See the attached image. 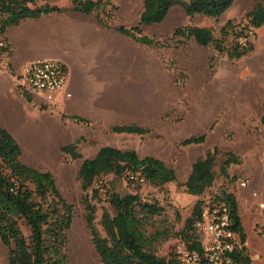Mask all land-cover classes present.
<instances>
[{"label": "rangeland", "instance_id": "374dc122", "mask_svg": "<svg viewBox=\"0 0 264 264\" xmlns=\"http://www.w3.org/2000/svg\"><path fill=\"white\" fill-rule=\"evenodd\" d=\"M103 1H107L108 6L91 13L95 19L105 21L113 30L136 25L142 0ZM49 2L60 4L61 0ZM259 2L261 0H234L215 19L193 16L188 20L180 9L172 8L160 24L140 28V35L165 43L164 47L145 46L130 40L129 125L146 128V134H113L109 129L120 125L96 127L84 120L80 122L85 124L87 132L73 143L81 159L91 158L102 146L134 151L139 159L152 157L172 169L175 175L172 182L158 187L147 183L137 186L125 182L123 175L108 174L94 178L90 187L81 193L75 178L81 159H70L59 152L60 147L50 152L45 165L34 159L32 168L48 171L59 194L72 206L63 250L67 264H99L83 221L80 199L85 195L92 205L93 226L102 235L100 215L103 211L112 215L107 203L109 192L119 196L135 194L141 202L156 206L157 215L144 230L156 233L152 247L159 257L172 256L176 243L183 241L180 233L196 202L209 203L218 200L222 192L231 193L237 200L243 227L244 253L251 264H264V246L259 234L264 211L257 206L258 201L264 204V24L257 29H243L246 13ZM227 22L235 27L237 34L242 30L238 41L243 42L242 36L246 34L245 40L251 45V51L238 59H227L211 46L198 47L191 39L171 38L173 29L192 25L209 28L214 38L223 41L219 29ZM227 41H231V37L223 43ZM61 65L67 78L66 68ZM18 72H14L12 78L16 90L23 95L15 78ZM124 90L128 94L127 85ZM28 103L39 111L49 112L53 108L52 103L47 105L39 94L30 96ZM67 118L62 115V121ZM72 123L78 125V121ZM201 134L204 135L201 143L180 145L184 139ZM212 148L217 151L212 166L214 180L200 195H191L184 188L190 166ZM226 153L231 154L237 164H230L226 169L227 177L223 178L218 169ZM237 179L245 181L246 186L239 188ZM96 181L105 187L104 193L93 188ZM253 192L255 198L251 196ZM191 233L199 239V233ZM5 261L6 252L0 244V264Z\"/></svg>", "mask_w": 264, "mask_h": 264}, {"label": "trees", "instance_id": "16d2710c", "mask_svg": "<svg viewBox=\"0 0 264 264\" xmlns=\"http://www.w3.org/2000/svg\"><path fill=\"white\" fill-rule=\"evenodd\" d=\"M44 1L0 0V38L3 40L1 34L6 28L26 19H36L41 15L64 11L90 15L96 10L103 11L108 6V2L103 0H70L68 7L59 8ZM233 1L142 0L136 25L128 28L117 27L115 32L136 44L164 47L165 43L140 35V28L160 24L172 8L180 9L188 20L193 16L215 19L223 14ZM40 2L43 3L38 4ZM245 18L247 22L243 29H257L262 26L264 0L253 5ZM96 21L108 28L105 21L99 18H96ZM234 28L227 22L219 29V36L223 41L214 38L209 28L192 25L173 29L171 38L191 39L198 47L211 46L227 59H238L251 51V45L245 40L246 34L242 36L243 42L238 41L242 30L237 34ZM228 37H231V41L223 43ZM4 50L5 47L1 48L0 54ZM22 94L26 102H29L30 96ZM67 119L83 121L77 117ZM109 131L113 134L128 135H144L148 132L146 128L135 125L113 126ZM203 138V134L190 136L180 145L199 144ZM59 152L72 160L81 159L75 152V143L60 147ZM216 154V149L212 148L191 164L184 181L187 193L200 195L212 184L214 180L212 166ZM230 164H237V160L226 153L218 169L223 178L227 177L226 169ZM125 172L135 173L143 178V184L155 187L175 179L173 170L160 160L152 157L139 159L134 151H121L109 146L100 147L92 158L81 159L75 178L81 193H84L94 178L108 174L122 176ZM217 201H222L227 206L232 230L242 245L234 255L235 261L237 264H251L244 253L245 237L237 215L235 198L231 193L222 192ZM80 202L84 211L83 221L99 264H178L173 255L157 256L152 247L156 233H145L146 224L157 215L158 209L155 205L141 202L135 194L119 196L107 193V203L112 209V215L106 211L101 213L100 235L93 226L92 205L86 201L85 195L81 197ZM203 205L199 201L193 205L180 233L181 239L190 250L200 249V237L196 239L191 232L196 231L193 224L200 219ZM71 210L72 206L59 194L52 175L48 171H40L25 165L21 161L19 145L6 131L0 129V244L6 252L5 264H67L63 250L65 232L71 221Z\"/></svg>", "mask_w": 264, "mask_h": 264}, {"label": "crops", "instance_id": "0c3cea01", "mask_svg": "<svg viewBox=\"0 0 264 264\" xmlns=\"http://www.w3.org/2000/svg\"><path fill=\"white\" fill-rule=\"evenodd\" d=\"M44 2L66 8L70 0H61L60 4ZM1 37L5 50L0 54V129L19 145L25 165L35 167L34 159L45 165L53 149L85 135V124L62 121V115L96 127L130 124L129 38L103 27L91 14L72 11L20 21L6 28ZM42 60L63 64L68 75L64 91L69 97L57 95L49 112L26 102L12 78L23 65Z\"/></svg>", "mask_w": 264, "mask_h": 264}, {"label": "built area", "instance_id": "2783aa9c", "mask_svg": "<svg viewBox=\"0 0 264 264\" xmlns=\"http://www.w3.org/2000/svg\"><path fill=\"white\" fill-rule=\"evenodd\" d=\"M5 47L0 38V49ZM17 87L29 96L39 94L47 105L64 91L66 76L62 65L56 61L45 60L30 62L23 65L16 74ZM125 181L142 185L143 178L135 173L125 172ZM239 188H244L246 182L236 180ZM97 192L104 193L105 187L96 181L93 187ZM253 198L256 194L251 193ZM259 209L264 211V204L257 202ZM199 233V251L190 250L185 242H177L174 246L173 257L178 264H237L234 255L241 249L236 233L232 230L227 206L222 201H211L201 207L200 219L193 224ZM260 238L264 246V217L260 225Z\"/></svg>", "mask_w": 264, "mask_h": 264}]
</instances>
